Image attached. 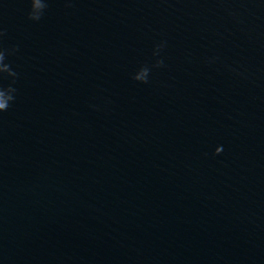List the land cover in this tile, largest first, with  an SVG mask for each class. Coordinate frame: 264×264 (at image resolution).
Segmentation results:
<instances>
[{
	"label": "water",
	"instance_id": "water-1",
	"mask_svg": "<svg viewBox=\"0 0 264 264\" xmlns=\"http://www.w3.org/2000/svg\"><path fill=\"white\" fill-rule=\"evenodd\" d=\"M264 203V0H0V264H210Z\"/></svg>",
	"mask_w": 264,
	"mask_h": 264
}]
</instances>
